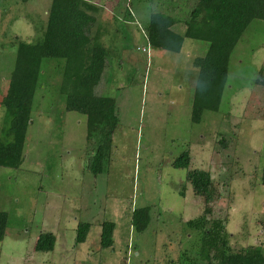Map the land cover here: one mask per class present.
I'll return each mask as SVG.
<instances>
[{
    "label": "rangeland",
    "instance_id": "374dc122",
    "mask_svg": "<svg viewBox=\"0 0 264 264\" xmlns=\"http://www.w3.org/2000/svg\"><path fill=\"white\" fill-rule=\"evenodd\" d=\"M84 1L99 8L94 30L110 53L98 90L114 99L118 117L109 168L97 175L88 168L97 144L86 140V118L64 108L62 62L43 60L23 162L0 167V212L7 215L0 264H174L197 246L199 236L186 223L206 207L187 182L193 170L210 174V220L224 224L231 251H264V21L242 35L219 110L197 124L193 62L208 45L185 40L179 54L165 52L151 48L143 31L152 11L185 19L197 0ZM50 3L0 0V92L14 67V44L41 39ZM5 119L0 105V129ZM183 155L189 167L174 168ZM144 208L150 223L138 233L131 215ZM105 221L115 224L114 245L103 250ZM79 222L91 225L82 245L75 244ZM41 233L56 238L53 251H35Z\"/></svg>",
    "mask_w": 264,
    "mask_h": 264
},
{
    "label": "trees",
    "instance_id": "16d2710c",
    "mask_svg": "<svg viewBox=\"0 0 264 264\" xmlns=\"http://www.w3.org/2000/svg\"><path fill=\"white\" fill-rule=\"evenodd\" d=\"M98 14L99 8L84 0H51L41 39L35 43L14 44V67L4 83L5 92H0V105L6 113V126L0 129L1 168L18 169L23 162L43 60L62 62L59 94L64 98V108L86 118V140L97 144L88 168L95 175L109 168L118 117L114 99L98 94L110 65L108 49L99 44L97 34L92 33ZM256 20L264 21V0H197L185 19L162 11L150 14L143 31L151 48L179 54L185 40L208 45L205 55L193 62L197 76L192 123H200L205 112L219 110L228 83L230 57L246 29ZM179 24L185 27L183 34L173 31ZM189 165L188 155L173 163L176 169H187ZM187 182L193 194L204 199L206 207L197 220L186 223L187 229L199 236L197 246L184 252L174 264H264V251L260 246L232 252L224 224L210 220V204L215 197L209 172L189 171ZM261 184L264 186V160ZM149 213L147 208L132 212L130 223L136 232L147 229ZM6 228L7 215L0 212V242L4 240ZM90 229V224L78 223L76 245L85 243ZM114 230L113 222L101 224V249L113 248ZM55 243L52 234L41 233L34 249L39 253L51 252Z\"/></svg>",
    "mask_w": 264,
    "mask_h": 264
},
{
    "label": "crops",
    "instance_id": "0c3cea01",
    "mask_svg": "<svg viewBox=\"0 0 264 264\" xmlns=\"http://www.w3.org/2000/svg\"><path fill=\"white\" fill-rule=\"evenodd\" d=\"M106 14H107V13H106ZM106 14H105L104 16L109 17V16L106 15ZM95 28H97L96 25H95V27L92 29V33H95V32H96V31L94 30Z\"/></svg>",
    "mask_w": 264,
    "mask_h": 264
}]
</instances>
